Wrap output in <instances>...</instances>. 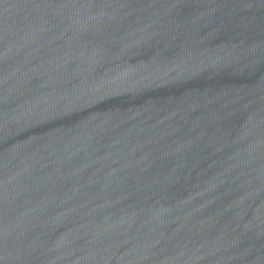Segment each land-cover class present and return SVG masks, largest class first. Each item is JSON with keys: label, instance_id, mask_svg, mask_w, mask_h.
Segmentation results:
<instances>
[{"label": "water", "instance_id": "1", "mask_svg": "<svg viewBox=\"0 0 264 264\" xmlns=\"http://www.w3.org/2000/svg\"><path fill=\"white\" fill-rule=\"evenodd\" d=\"M0 264H264V0H0Z\"/></svg>", "mask_w": 264, "mask_h": 264}]
</instances>
